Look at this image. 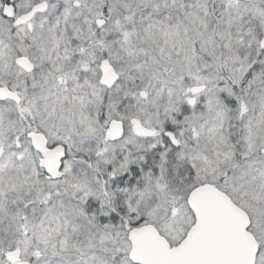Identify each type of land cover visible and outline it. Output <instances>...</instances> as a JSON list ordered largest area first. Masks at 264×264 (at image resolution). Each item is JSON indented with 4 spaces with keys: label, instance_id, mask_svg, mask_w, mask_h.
<instances>
[{
    "label": "snow or ice",
    "instance_id": "obj_1",
    "mask_svg": "<svg viewBox=\"0 0 264 264\" xmlns=\"http://www.w3.org/2000/svg\"><path fill=\"white\" fill-rule=\"evenodd\" d=\"M0 264H264V0H0Z\"/></svg>",
    "mask_w": 264,
    "mask_h": 264
}]
</instances>
